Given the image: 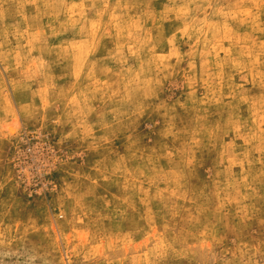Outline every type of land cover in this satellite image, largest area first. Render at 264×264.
Segmentation results:
<instances>
[{"label":"rangeland","instance_id":"rangeland-1","mask_svg":"<svg viewBox=\"0 0 264 264\" xmlns=\"http://www.w3.org/2000/svg\"><path fill=\"white\" fill-rule=\"evenodd\" d=\"M0 264H264V0H0Z\"/></svg>","mask_w":264,"mask_h":264},{"label":"bare ground","instance_id":"bare-ground-1","mask_svg":"<svg viewBox=\"0 0 264 264\" xmlns=\"http://www.w3.org/2000/svg\"><path fill=\"white\" fill-rule=\"evenodd\" d=\"M12 131H14V129H11Z\"/></svg>","mask_w":264,"mask_h":264}]
</instances>
